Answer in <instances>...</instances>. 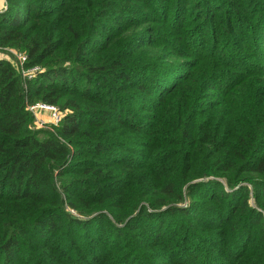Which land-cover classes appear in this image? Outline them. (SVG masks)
Masks as SVG:
<instances>
[{"label":"trees","instance_id":"trees-1","mask_svg":"<svg viewBox=\"0 0 264 264\" xmlns=\"http://www.w3.org/2000/svg\"><path fill=\"white\" fill-rule=\"evenodd\" d=\"M5 1L0 264H264V0Z\"/></svg>","mask_w":264,"mask_h":264},{"label":"rangeland","instance_id":"rangeland-1","mask_svg":"<svg viewBox=\"0 0 264 264\" xmlns=\"http://www.w3.org/2000/svg\"><path fill=\"white\" fill-rule=\"evenodd\" d=\"M5 8H6V3H4V5L0 9V11L4 10ZM19 53L20 52H18L15 49L0 48V58L8 59L12 63V65L15 68H17V70L21 73L22 78L27 79L28 78V77H26V76H28L27 68H23V69L20 68V66L22 64H24L25 60L23 61V58L21 57L22 55ZM15 54L17 56H15ZM34 68H36L37 71L40 70L37 67H34ZM37 71H35L34 73L32 72V77L29 76L28 80L33 79L36 76ZM26 79L25 80L23 79L24 84H26ZM39 103H41V102L32 103V104L28 105V107H27V109L31 112L32 117H33V127H36V128L45 127L47 124L54 122L50 116V113L47 110L40 109L39 107H32L33 105L35 106L36 104H39ZM41 104H43V103H41ZM30 107L33 109H30Z\"/></svg>","mask_w":264,"mask_h":264},{"label":"built area","instance_id":"built-area-1","mask_svg":"<svg viewBox=\"0 0 264 264\" xmlns=\"http://www.w3.org/2000/svg\"><path fill=\"white\" fill-rule=\"evenodd\" d=\"M19 54H21L22 56V58H23V61L25 60L26 61V55L25 54H22V53H19ZM15 56H17L16 54H15ZM20 57V58H21ZM23 65L24 64H22L21 66H20V68H24L23 67ZM34 67H37V66H33V67H30V68H27V73H28V76H26V77H28L29 78V76H31L32 77V72L34 73L35 71H37V69L36 68H34ZM37 68H39V67H37ZM27 78V79H28ZM32 107H39L40 109H44V110H47L49 113H50V116H51V118H52V120L54 121L53 123H58L59 121H60V119H61V117L63 116V113L61 112V111H59L55 106H53V105H47V104H41V103H39V104H36L35 106L33 105ZM30 109H33V108H31L30 107ZM38 109V108H37Z\"/></svg>","mask_w":264,"mask_h":264},{"label":"crops","instance_id":"crops-1","mask_svg":"<svg viewBox=\"0 0 264 264\" xmlns=\"http://www.w3.org/2000/svg\"><path fill=\"white\" fill-rule=\"evenodd\" d=\"M4 3H6L5 0H0V9L2 8V6L4 5Z\"/></svg>","mask_w":264,"mask_h":264}]
</instances>
